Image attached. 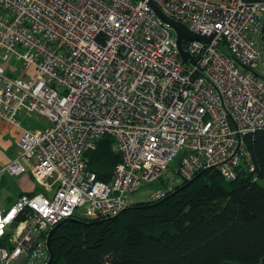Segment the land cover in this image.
<instances>
[{
	"label": "built area",
	"instance_id": "obj_1",
	"mask_svg": "<svg viewBox=\"0 0 264 264\" xmlns=\"http://www.w3.org/2000/svg\"><path fill=\"white\" fill-rule=\"evenodd\" d=\"M153 1L213 35L184 42L196 62L182 60L149 0H0V117L22 130L0 179L30 170L40 186L0 200V264H50L57 225L118 215L174 162L184 181L206 168L234 180L250 159L245 137L264 130V0ZM14 58L20 76L7 71ZM33 113L48 125L22 126L18 116ZM104 135L121 154L108 182L87 169Z\"/></svg>",
	"mask_w": 264,
	"mask_h": 264
},
{
	"label": "trees",
	"instance_id": "obj_2",
	"mask_svg": "<svg viewBox=\"0 0 264 264\" xmlns=\"http://www.w3.org/2000/svg\"><path fill=\"white\" fill-rule=\"evenodd\" d=\"M256 2L260 0H246ZM250 159L226 180L215 168L135 202L114 217H70L50 237L51 264H260L264 257V130L245 137ZM104 135L87 169L108 182L121 154ZM251 165L254 170H251Z\"/></svg>",
	"mask_w": 264,
	"mask_h": 264
},
{
	"label": "rangeland",
	"instance_id": "obj_3",
	"mask_svg": "<svg viewBox=\"0 0 264 264\" xmlns=\"http://www.w3.org/2000/svg\"><path fill=\"white\" fill-rule=\"evenodd\" d=\"M0 62L2 63L3 60L0 58ZM7 62H3V65L6 64ZM13 64L15 71H11L10 65ZM8 69L7 71L10 72L13 76H20L24 70H23V65L21 61L17 59H12V61L8 62ZM21 119V121H20ZM18 120L20 121L22 126H25L30 129H37L41 130L45 128V126L48 125L47 119L42 117L39 114L33 113L30 115H23L20 114L18 116ZM2 168V166H1ZM177 168V163L174 162L162 175V177L154 182H149L145 183L137 192L134 193V200L143 202L147 201L150 198L151 193L154 191L158 190V188H168L171 185H176V184H181L184 180L181 178L180 174L176 171ZM7 174V173H6ZM21 178L17 179L16 178H7L5 176L4 178L7 179V181L2 180V183L0 184V192L2 193L1 196H4L6 194H10L11 196L15 197L17 196V193L19 189L23 190H34L37 189L38 187V182L35 179H32V177L28 174L30 173V170L27 171V173H24ZM11 183V185L9 184ZM264 184V181H262ZM20 187V188H19ZM40 189V187H39ZM39 191V190H38Z\"/></svg>",
	"mask_w": 264,
	"mask_h": 264
},
{
	"label": "crops",
	"instance_id": "obj_4",
	"mask_svg": "<svg viewBox=\"0 0 264 264\" xmlns=\"http://www.w3.org/2000/svg\"><path fill=\"white\" fill-rule=\"evenodd\" d=\"M21 121V119H20ZM25 127V126H24ZM22 135V130L18 126H15L14 124L8 122L7 120L3 119L0 117V168L4 164L9 163L12 161L15 157H17L20 153V147H19V140ZM27 173V172H25ZM31 173V172H30ZM24 173L19 175V176H12L10 174H3L2 178L0 179V184L2 183V180L7 181L5 176L7 178H16L19 179L21 178ZM34 179L32 174H28ZM11 185V183H9ZM38 187L37 189L34 190H21L19 189L17 196L13 197L10 194H6L4 196H1L2 193L0 192V200L4 204V206H10L12 205L15 201H17L20 196L24 194H32L35 193L39 190V184H37ZM20 188V187H19Z\"/></svg>",
	"mask_w": 264,
	"mask_h": 264
},
{
	"label": "water",
	"instance_id": "obj_5",
	"mask_svg": "<svg viewBox=\"0 0 264 264\" xmlns=\"http://www.w3.org/2000/svg\"><path fill=\"white\" fill-rule=\"evenodd\" d=\"M149 5L152 7V9L155 11V13L164 22L168 23L174 29V31L176 32L178 48H179L180 56H181L182 60L184 62H186V63H188V62H196V58H194L189 53V51L187 49V46L184 45V42L188 41V40L189 41H191V40H199V41H203V42H205L207 44H210L212 39H213V35L212 36H206V35L196 34V33L192 32L185 24L169 18L153 0H149ZM231 57L237 63V65L240 66L242 69L253 71L252 69H250L249 67L244 65L241 61H239L236 57H234V56H231ZM59 225H57L56 228ZM54 230L50 233V236H52ZM52 259H53V254L51 253L50 264L52 263ZM110 264H113V263H110ZM221 264H240V263L232 262V261H224ZM260 264H264V257L262 258Z\"/></svg>",
	"mask_w": 264,
	"mask_h": 264
},
{
	"label": "bare ground",
	"instance_id": "obj_6",
	"mask_svg": "<svg viewBox=\"0 0 264 264\" xmlns=\"http://www.w3.org/2000/svg\"><path fill=\"white\" fill-rule=\"evenodd\" d=\"M135 203V202H134Z\"/></svg>",
	"mask_w": 264,
	"mask_h": 264
}]
</instances>
